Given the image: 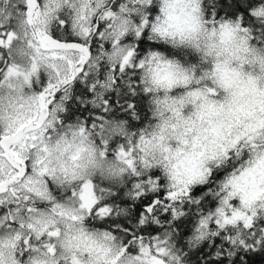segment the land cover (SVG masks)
<instances>
[{
  "label": "snow or ice",
  "instance_id": "snow-or-ice-1",
  "mask_svg": "<svg viewBox=\"0 0 264 264\" xmlns=\"http://www.w3.org/2000/svg\"><path fill=\"white\" fill-rule=\"evenodd\" d=\"M258 260L264 0H0V264Z\"/></svg>",
  "mask_w": 264,
  "mask_h": 264
},
{
  "label": "trees",
  "instance_id": "trees-1",
  "mask_svg": "<svg viewBox=\"0 0 264 264\" xmlns=\"http://www.w3.org/2000/svg\"><path fill=\"white\" fill-rule=\"evenodd\" d=\"M257 264H264V260H258Z\"/></svg>",
  "mask_w": 264,
  "mask_h": 264
},
{
  "label": "clouds",
  "instance_id": "clouds-1",
  "mask_svg": "<svg viewBox=\"0 0 264 264\" xmlns=\"http://www.w3.org/2000/svg\"><path fill=\"white\" fill-rule=\"evenodd\" d=\"M257 71H258V69H257Z\"/></svg>",
  "mask_w": 264,
  "mask_h": 264
}]
</instances>
